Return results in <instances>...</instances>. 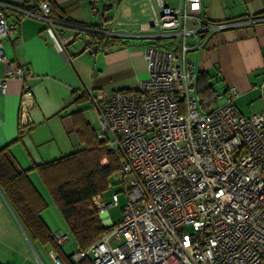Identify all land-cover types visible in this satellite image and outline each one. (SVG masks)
Masks as SVG:
<instances>
[{"label": "built area", "instance_id": "built-area-1", "mask_svg": "<svg viewBox=\"0 0 264 264\" xmlns=\"http://www.w3.org/2000/svg\"><path fill=\"white\" fill-rule=\"evenodd\" d=\"M26 1L52 23L51 0ZM153 1L155 17L149 26L177 36L180 50L147 46V78L136 91L88 96L99 123L96 138L118 158L112 177L124 185L125 204L120 221L113 223L107 210L119 203L118 195L112 194L108 204L100 195L92 198L106 231L87 251L76 248L72 262L88 257L91 264H264V110L242 115L235 106L238 91L230 87L215 95L212 110L201 112L186 38L195 36L197 48L215 27L201 17L202 0H182L178 9L165 0ZM89 8L96 23L85 30L113 37L100 1L89 0ZM4 9L1 5L0 62L5 61L4 40L19 24L8 22ZM190 23L195 26L188 28ZM79 40L78 52L111 50L85 35ZM60 42L69 40L60 36ZM30 76L8 63L0 79L2 92L8 79L22 81L23 127L29 125ZM260 93L264 101V82ZM51 237L58 246L68 242L62 231Z\"/></svg>", "mask_w": 264, "mask_h": 264}, {"label": "crops", "instance_id": "crops-1", "mask_svg": "<svg viewBox=\"0 0 264 264\" xmlns=\"http://www.w3.org/2000/svg\"><path fill=\"white\" fill-rule=\"evenodd\" d=\"M99 1L109 18L106 25L117 42L108 52L91 53L78 52L83 34L75 37L79 25L96 23L89 0H52L75 24H63L61 28L34 10V3L0 0V6L5 5L6 20L19 21L15 32L4 40L5 61L0 62V79L8 63L31 73L27 80L31 94L28 126L20 124L22 81L17 77L8 79L5 91H0V149L8 147L17 166L27 171L28 179L45 201L41 218L50 233L62 231L68 241V228L62 224L63 219L35 167L83 148L71 115L81 112L84 122L91 126L97 116L88 102L89 95L104 96L139 88L147 78L145 47L173 53L180 50L177 36L149 26L155 17L153 0ZM165 1L177 9L183 4L182 0ZM201 17L215 30L205 38L199 35L203 39L197 48L195 36L186 38L190 47L187 62L195 73L209 75L216 94L235 87V106L242 115L264 110L260 93L264 82V0H202ZM194 26L190 23L188 28ZM60 36L70 43L62 44ZM65 244L60 246L62 250ZM50 251L48 246L32 244L0 191V264H56V255L51 256Z\"/></svg>", "mask_w": 264, "mask_h": 264}, {"label": "trees", "instance_id": "trees-1", "mask_svg": "<svg viewBox=\"0 0 264 264\" xmlns=\"http://www.w3.org/2000/svg\"><path fill=\"white\" fill-rule=\"evenodd\" d=\"M33 9L36 10V6ZM103 11L105 12L104 8ZM49 19L56 28H61L63 24L75 25L52 0ZM94 27L95 24L79 25L75 29V36L83 34L97 46L108 45L112 48L117 38H105L95 31L85 30ZM210 81L207 73H196L195 94L199 109L203 113L209 112L216 105V91ZM71 116L74 132L83 148L36 166L35 169L66 224L76 248L87 251L106 231L92 205V198L103 196L107 189L106 179L117 171L119 165L113 151L105 142L98 140L90 125L84 122L81 112H74ZM104 159L106 164L102 165L101 161ZM0 191L33 245L48 246L62 264H73L71 256L54 243L41 218L46 203L28 179L27 171L17 166L8 147L0 149ZM78 264L91 262L86 257Z\"/></svg>", "mask_w": 264, "mask_h": 264}, {"label": "rangeland", "instance_id": "rangeland-1", "mask_svg": "<svg viewBox=\"0 0 264 264\" xmlns=\"http://www.w3.org/2000/svg\"><path fill=\"white\" fill-rule=\"evenodd\" d=\"M177 42L179 41L180 45H181V40L176 39ZM91 124V128L92 130L97 133V131H99V123L98 120L95 118L93 120ZM115 156V155H114ZM115 158L117 159V164H118V158L115 156ZM101 164L104 165L106 164V160H102ZM116 172V171H115ZM114 172V173H115ZM114 173H112L107 179H106V185L108 186V183L110 186L107 187L106 191L104 192L103 196V200L106 204L111 202V195L112 194H117L119 197V203L116 206H113L111 208H109L107 210V215L110 217L111 221L113 223H117L120 221L121 219V208L124 206L125 204V197L123 194V189H124V185L122 183H119V181H117L115 178L112 177V175H114ZM109 181V182H108ZM60 217V216H59ZM61 219V218H60ZM62 224L64 223L63 220H61ZM65 226V223L63 224ZM64 229H66L65 227H63ZM76 249V246L73 242V240L70 238L68 243H66L63 246V250L66 254H71L73 253V251Z\"/></svg>", "mask_w": 264, "mask_h": 264}, {"label": "water", "instance_id": "water-1", "mask_svg": "<svg viewBox=\"0 0 264 264\" xmlns=\"http://www.w3.org/2000/svg\"><path fill=\"white\" fill-rule=\"evenodd\" d=\"M57 261H59V259H57ZM60 262V261H59Z\"/></svg>", "mask_w": 264, "mask_h": 264}]
</instances>
